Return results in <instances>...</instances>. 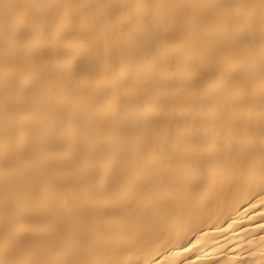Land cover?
<instances>
[{
    "label": "bare ground",
    "instance_id": "6f19581e",
    "mask_svg": "<svg viewBox=\"0 0 264 264\" xmlns=\"http://www.w3.org/2000/svg\"><path fill=\"white\" fill-rule=\"evenodd\" d=\"M0 264H264V0H0Z\"/></svg>",
    "mask_w": 264,
    "mask_h": 264
}]
</instances>
